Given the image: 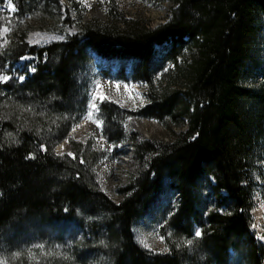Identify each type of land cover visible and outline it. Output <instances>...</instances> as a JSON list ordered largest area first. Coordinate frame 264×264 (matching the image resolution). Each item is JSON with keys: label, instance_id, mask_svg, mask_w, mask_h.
Instances as JSON below:
<instances>
[{"label": "trees", "instance_id": "16d2710c", "mask_svg": "<svg viewBox=\"0 0 264 264\" xmlns=\"http://www.w3.org/2000/svg\"><path fill=\"white\" fill-rule=\"evenodd\" d=\"M66 1L70 10L61 20L59 0H12L20 17L52 18L53 2L56 21L74 23L77 32L35 48L16 28L0 52V71L25 52L34 55L23 80L0 82V239L7 264H31L28 243L19 241L29 230L45 237L42 228L57 233L75 220L103 230L112 264H264V247L250 226L252 173L262 174L264 160V57L255 48L264 35V0H169V17L153 28L125 18L113 2L101 20L85 19L76 1ZM94 56L114 61L119 79L145 86L146 104L137 114L106 99L96 104L100 136L114 152L125 142L133 151L135 169L117 200L102 190L96 172L111 152L92 136L68 138L85 111V69ZM136 115L164 126L185 119L186 129L166 141L145 140L124 130ZM67 138L68 151L56 153ZM166 192L176 195V205L162 248L147 251L133 229ZM84 240L87 248L92 242Z\"/></svg>", "mask_w": 264, "mask_h": 264}, {"label": "rangeland", "instance_id": "374dc122", "mask_svg": "<svg viewBox=\"0 0 264 264\" xmlns=\"http://www.w3.org/2000/svg\"><path fill=\"white\" fill-rule=\"evenodd\" d=\"M74 1H76L78 8H83L85 19L92 17L104 20L106 10H108L110 2H113V6H116L117 11L122 13L125 18L138 19L150 28L164 23L169 17L172 8V3L169 0ZM58 3L62 20L65 17L66 10H70V8H67L68 2L66 0H59ZM51 7L53 12L52 18L42 16L40 12L34 15L25 14L20 17L15 15L16 10L12 0H0V52L10 44L13 38L12 34L15 33L16 28H20L25 32L24 41L27 46L35 48L44 47L52 42L64 41L66 37L76 33L77 27L74 23L63 24L60 21H56L59 19V13H57L53 2H51ZM256 47L257 53L261 57H264L263 33L256 40ZM155 48L157 54H161L163 48L161 46H156ZM187 51H182L185 56L187 55ZM113 62L104 63L98 57L94 56V63L89 64L85 69V74L89 80L87 103L80 121L70 130L68 138L80 139L86 136H92L95 145L114 153L113 155L109 153V155L100 160L96 165V172L99 176V183L102 190L117 200L119 198L117 190L125 187L129 173L135 169L133 151L129 147L130 145H127L125 142L116 148L114 152L111 144L100 136L101 123L99 121L96 104L98 101L106 99L117 104L123 110L139 113L141 108L145 106L146 99L144 97L145 86H141L130 80L125 81L119 79L117 77L118 69ZM33 64L34 55L28 52L22 54L15 61L8 60L0 71V82L11 83L15 80H23L25 75L32 70ZM102 69L107 70L109 76L102 74ZM128 70L129 66L127 65L124 71L125 75ZM4 77H8V79L5 80ZM155 78L154 85L157 89L158 76ZM245 84L247 86L250 84L254 85V81H248ZM90 125H94L96 128L94 130L96 131L91 130ZM185 129V119L178 118L168 122L164 126L151 118L136 115L130 117L124 124L125 132L136 133L139 135V138L145 140L161 139L166 141L170 132L178 134L184 132ZM68 138L55 146L54 151L56 153L68 151ZM259 164L262 174L256 170H253L252 173V177L256 183L253 189V208L250 211V226L256 234L257 240L264 247V160L260 161ZM171 194L167 192L161 194L156 202L153 203L154 206L152 205L153 207H150L149 212L135 224L133 229L135 241L147 251H155L156 249L162 248V232H167L163 227L166 225L165 221L169 213L176 205V195ZM203 194L206 195L208 192L204 191ZM214 203L215 201H211L209 209L214 208ZM75 214L77 217L80 216L78 212ZM81 222V220H75L71 224L60 226L59 230L61 231L57 233L56 231H51L48 227H44L41 230L44 231L43 234L45 237L36 236L34 230L26 232L25 235L19 238V241L25 244L28 243L27 257L28 259L30 258L29 261H31V264H50L52 259L58 261L57 264H112L111 251H109L112 249V243L105 239L103 230H100L98 225L97 227L83 228L80 225ZM56 225L54 227L58 228V225ZM196 231H198L197 228L193 230V234ZM99 233L100 236L98 235ZM7 235L10 234L7 233L5 236ZM84 236L92 242L87 248L83 244L85 241ZM107 244L110 246L108 247ZM3 246L4 243L0 239V248ZM4 248L0 250V264H7L6 257L8 255L6 256L3 253L6 252ZM11 255L12 257L14 256L12 262L14 261L16 263L19 257L15 253H11ZM241 262L233 261L231 264H242Z\"/></svg>", "mask_w": 264, "mask_h": 264}, {"label": "snow or ice", "instance_id": "6c2138e0", "mask_svg": "<svg viewBox=\"0 0 264 264\" xmlns=\"http://www.w3.org/2000/svg\"><path fill=\"white\" fill-rule=\"evenodd\" d=\"M4 79H5V80H7V79H8V77H4ZM117 87H118V86H117ZM93 107H94V106H93ZM195 236H196V237H199V236H201V232H200V231H196V232H195ZM187 243H189V244H190V243H191V241H188Z\"/></svg>", "mask_w": 264, "mask_h": 264}, {"label": "water", "instance_id": "95a60500", "mask_svg": "<svg viewBox=\"0 0 264 264\" xmlns=\"http://www.w3.org/2000/svg\"><path fill=\"white\" fill-rule=\"evenodd\" d=\"M90 128H91V130L96 129L94 125H90ZM94 131H96V130H94Z\"/></svg>", "mask_w": 264, "mask_h": 264}]
</instances>
